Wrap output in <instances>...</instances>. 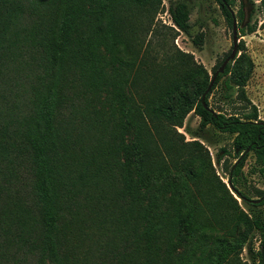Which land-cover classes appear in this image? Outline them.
<instances>
[{
    "label": "trees",
    "instance_id": "trees-1",
    "mask_svg": "<svg viewBox=\"0 0 264 264\" xmlns=\"http://www.w3.org/2000/svg\"><path fill=\"white\" fill-rule=\"evenodd\" d=\"M215 1L231 25L233 0ZM159 3L0 0V264H170L171 256L173 264H241L251 226L255 264H264L262 228L233 197L264 205V189L252 186L251 198L237 187L249 156L264 181V122L231 62L202 98L208 83L183 66L180 50L166 69L170 83L159 78L168 77L163 68L143 67L138 18ZM167 13L187 34L185 3L170 2ZM227 74L235 85L228 113L208 101ZM190 111L199 130L232 135L224 151L233 192L217 178L227 195L219 201L196 187L207 151L175 131ZM223 205L236 218L230 236L204 216Z\"/></svg>",
    "mask_w": 264,
    "mask_h": 264
},
{
    "label": "rangeland",
    "instance_id": "rangeland-1",
    "mask_svg": "<svg viewBox=\"0 0 264 264\" xmlns=\"http://www.w3.org/2000/svg\"><path fill=\"white\" fill-rule=\"evenodd\" d=\"M175 0H160L154 13L146 16H139V24H145L142 29V48L146 46V53L143 59V67L163 68L168 76L164 79L167 83L173 79L170 73L166 72L172 66L175 49L187 54L182 59L183 66L191 69L190 74L199 76L200 82L205 80L208 83L212 67H217L220 61L225 58L232 45L231 25H228L215 0H180L185 3L188 9L189 30L185 34L178 31L171 23L167 7ZM231 10L236 21V52L235 59L231 61V74L243 81V89L246 97L256 106L259 120L264 122V0H233ZM241 11V16L238 14ZM252 26L253 31L247 33V27ZM195 37L198 45H194L191 39ZM173 62V63H172ZM200 66L206 76L198 70ZM229 74L222 76L216 83L208 97L209 104L215 110L226 113L231 112V106L235 104V85L226 82ZM147 88L148 82L143 83ZM135 89L140 92L139 85ZM152 99H148L151 101ZM155 101V98H153ZM198 117L191 111L183 119L182 125L176 127L175 131L181 136V141H196L207 151L209 161L205 158L197 188L202 190L200 196L203 200L219 201L220 197L227 198L226 193L221 191L218 179L226 185L225 167L232 162V156L225 153L228 150L232 135L221 133L208 125L204 129L197 128ZM253 158L249 156L242 168L237 187L249 193L253 187L264 189V181L254 171ZM218 178V179H217ZM227 187V186H226ZM251 198L252 194H248ZM233 197L237 200L238 206L248 216L249 220H256L264 233V205L253 206ZM211 225L230 236L236 218L232 213L225 210V206L215 207L214 214H204ZM238 230H247L246 226L240 223ZM259 230L253 226L249 227L245 242L238 252V259L241 264H255V252L259 249ZM175 257L169 258L173 264Z\"/></svg>",
    "mask_w": 264,
    "mask_h": 264
},
{
    "label": "water",
    "instance_id": "water-1",
    "mask_svg": "<svg viewBox=\"0 0 264 264\" xmlns=\"http://www.w3.org/2000/svg\"><path fill=\"white\" fill-rule=\"evenodd\" d=\"M235 27H236V21H235V18L232 14V20H231V40H232V47H231V50L229 52V54L222 60L221 64L219 65V67L215 70V72L211 75L210 79H209V82L207 84V87L205 89V91L203 92V94L201 95V98L204 96V93H206V91L210 88L215 76L217 74H221L224 70V67L227 63L231 62L235 56H236V52H237V49H236V30H235ZM226 186L227 188L233 192L232 190V187L231 185L229 184V182L226 183Z\"/></svg>",
    "mask_w": 264,
    "mask_h": 264
}]
</instances>
